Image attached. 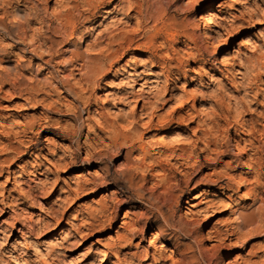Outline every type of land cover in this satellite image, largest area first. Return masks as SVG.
I'll return each instance as SVG.
<instances>
[{
	"label": "rangeland",
	"instance_id": "374dc122",
	"mask_svg": "<svg viewBox=\"0 0 264 264\" xmlns=\"http://www.w3.org/2000/svg\"><path fill=\"white\" fill-rule=\"evenodd\" d=\"M103 3L86 22L77 0L76 11L67 0H0L12 34L0 28V74L10 72L0 83V264H264V20L251 16L264 0ZM31 8L37 19L22 30L36 56L13 48V21ZM126 37L130 50L119 47ZM109 50L117 58L106 60ZM242 215L259 223L223 251ZM136 249L155 260L126 256Z\"/></svg>",
	"mask_w": 264,
	"mask_h": 264
},
{
	"label": "bare ground",
	"instance_id": "6f19581e",
	"mask_svg": "<svg viewBox=\"0 0 264 264\" xmlns=\"http://www.w3.org/2000/svg\"><path fill=\"white\" fill-rule=\"evenodd\" d=\"M43 1H47V0H43ZM67 1H68V9L69 10H72V11H76V8H78L79 6L76 7V6H72L71 5L76 0H67ZM77 1H80V4L81 5H84L86 7V10H84V11H86V13L85 12L81 13V11H80V14H79L80 18L82 17L84 19V21H86V22H88L96 14V11L100 7V5H103L104 4L103 3V0H77ZM134 8H136L138 10V12H140V9L142 7L136 5ZM31 9H32V12L33 13H27V14H25L23 16V19H19L17 21L14 19L13 25L16 28V32H15V34L13 36L15 37L16 41H14L13 39L12 40H13V44H14L13 45V48H18L19 50H22V53L23 54H26V53L28 54V51L27 50L28 49H32L31 52H29V54H31L32 56H36L37 55V49H38V47L36 45L37 44L36 40L34 38H31V39H28V41H27V39L24 37L23 30H22V26L25 25V26H27L29 28V26H30L29 23L35 22L36 19H37L36 9L35 8H31ZM258 11H260V9L254 10L253 14H251L252 18H257L256 19V23H254L256 25L259 24V22H261V21L264 20V10L261 11V12H263L262 15H258ZM86 14L89 15L87 18H85ZM65 17H66L65 18L66 23L64 25H62V27H61V33L64 35V37L71 38L73 36V34H74V27H71L72 26V21L68 19V16H65ZM4 18L5 17H4V14H3L0 17V28H2V31H4V33L8 36L7 38H10V36H12V34L10 33V31L6 27H4L2 25V21L4 20ZM167 32H168V34L165 33L166 34V37H172V36H174V34L173 33H170V31H167ZM214 34H215V30L208 31V33L204 35V42L205 43H209V41H211L213 39ZM180 37L183 38V39H185L189 44H193L194 43L193 37H191L187 33H182V35H180ZM232 37H233L232 34L230 35L229 33H226L225 35H222L220 37L219 41H218V45H217L218 48H222L223 49L224 46H226L232 40ZM110 42L111 43H117L119 41L116 38H111L110 39ZM134 43H135L134 37H131V38L126 37L123 40V42H121L119 44V47H123L126 44L128 46V50H130L129 49L130 48V45L131 44H134ZM24 45H27L28 48L27 49L20 48V46H24ZM0 52H2V51H0ZM117 55H118V52L116 50L115 51L114 50L113 51L112 50H109V53H108V56H107L106 60L111 61L112 59L117 58L116 57ZM258 57H259V59H263L264 58V53H260V55ZM168 60L169 61H172V59H170V57L168 58ZM180 66H182V63L181 62H178V63L175 64V66L173 67V69L177 70L178 68H180ZM83 68H86V66L81 65V70ZM109 68L110 69L113 68V64L111 66H109ZM95 70H96L95 71V75H96L100 71H102L103 69H102V67H99V68H97ZM92 72L93 71L88 70V73L94 74V72L93 73ZM1 73H3L2 75L0 74V80L2 81L0 83L2 84L3 81H7V80H5L4 76H8L9 77L8 74L10 72L3 70ZM88 73H86V75H88ZM163 75H164V72L161 71L160 73L159 72L158 73H155V75L153 77L154 78H159V77H161ZM95 82L96 81H94L93 79L92 80L90 79V83L92 85H95ZM18 84H19V82H17V81L11 82V85H12L13 88H16ZM59 85H61L64 89H66V91L68 93L74 94V92H73L74 89L67 82H65V83L60 82ZM41 89L42 88H39V86L38 87L36 86V87L33 88L34 92H38ZM167 91L168 90L163 89V91H162L163 93L161 92L160 94H157L156 95V96H158L157 97V100H159L160 98L165 99V101H163V104L166 103V102H169L172 99V97L168 95V92ZM142 94H143V91H142ZM19 95L21 96L22 95V92H20ZM150 95H152V94H150ZM126 97L127 98L124 97V99H120V101L123 102L125 100H128L130 97H134V94L131 93V94L127 95ZM166 97H168V99H166ZM137 98H138V102H142L143 103V106H144L145 105L144 102L147 100V98H143V97H141V95L138 96ZM251 133H253L252 130L250 132L245 131L244 136L247 137ZM176 136H180L179 133ZM161 139H164V137H161ZM49 140H51V139H49ZM160 143L161 144H164L163 140H161ZM249 151L253 155H256V156H260V154H262V149H260L258 147H255L254 145H251L249 147ZM261 162H263V161H261ZM251 165L252 164L249 163L248 167L250 168ZM81 177L82 176L74 177L73 180H80ZM240 180H242V179H240ZM231 181H234V180L232 178H228L227 185L225 187H223L222 189L223 190L224 189L229 190L231 188L230 187L231 186V184H230ZM79 182L80 181H78L77 183L79 184ZM240 182L241 183L239 184V188H238L239 190L241 188H243V181H240ZM205 187H207L208 189L209 188H212L209 185H205ZM196 189H197V187L196 188H193L191 192H195ZM88 190H90V189H88ZM251 194H252V191L249 188L248 189L246 188L245 189V196L246 197H250ZM235 195L237 196L238 194L235 192ZM188 196H190V194ZM166 197H167V200H168V199L172 198L173 196L168 195V193H166ZM193 201H194V199L190 200L189 202H193ZM196 206L197 205H194V206H192V208H195ZM161 219L163 220V222H164L165 225H168V222H167V220H165V218H161ZM260 219L262 221H264V214H261L260 215ZM239 220L240 221L238 222V224H237V226L235 228L229 229V230L225 231V233L222 235L223 238L220 239V245H221L223 251H228L229 250V247H228L229 245H226L224 243V241H226V242L228 241L230 243V241H231L230 238L233 239V237H235V236L239 237L240 236L239 234L242 232V230L247 229L248 227L254 226L255 224H258L259 223L258 221H255L253 215H242V216L239 217ZM154 224H157V222H153V224H151V225H154ZM134 232H137V233H140L141 234V231L139 232L138 230H136ZM258 234L259 233H257L255 230L252 231V229H251L247 233V237L253 238L254 236H256ZM220 236L221 235H219L218 238H220ZM262 236H264V234ZM160 248L164 250V249L167 248V245L162 243V245L160 246ZM53 252H54V249H53ZM126 256L127 257H130L132 259H139V260L141 259L142 262H148L150 259L152 261L155 260L154 253H150V251H148V250L144 251V253L142 254V253H140L138 251V249H136L134 253H128ZM52 257L53 258L57 257V255H56L55 252H54V254H53ZM126 264H134V263H132L130 261V262L126 263Z\"/></svg>",
	"mask_w": 264,
	"mask_h": 264
}]
</instances>
